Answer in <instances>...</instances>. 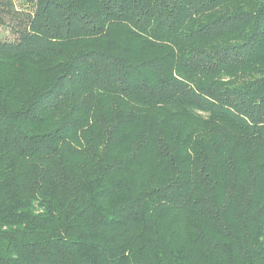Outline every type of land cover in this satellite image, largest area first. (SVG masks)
Returning a JSON list of instances; mask_svg holds the SVG:
<instances>
[{
	"label": "trees",
	"instance_id": "obj_1",
	"mask_svg": "<svg viewBox=\"0 0 264 264\" xmlns=\"http://www.w3.org/2000/svg\"><path fill=\"white\" fill-rule=\"evenodd\" d=\"M18 2L0 264H264V0Z\"/></svg>",
	"mask_w": 264,
	"mask_h": 264
},
{
	"label": "rangeland",
	"instance_id": "obj_2",
	"mask_svg": "<svg viewBox=\"0 0 264 264\" xmlns=\"http://www.w3.org/2000/svg\"><path fill=\"white\" fill-rule=\"evenodd\" d=\"M11 2L13 3V5H14V7H15L16 9L19 8L20 3L18 2V0H11ZM3 36H4V35H3Z\"/></svg>",
	"mask_w": 264,
	"mask_h": 264
}]
</instances>
